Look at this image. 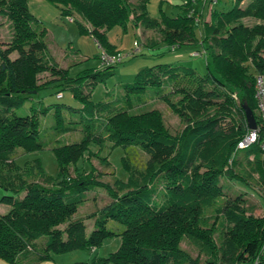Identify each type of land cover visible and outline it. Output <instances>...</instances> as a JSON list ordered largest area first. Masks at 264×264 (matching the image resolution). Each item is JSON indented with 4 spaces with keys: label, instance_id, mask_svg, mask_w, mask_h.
<instances>
[{
    "label": "trees",
    "instance_id": "1",
    "mask_svg": "<svg viewBox=\"0 0 264 264\" xmlns=\"http://www.w3.org/2000/svg\"><path fill=\"white\" fill-rule=\"evenodd\" d=\"M47 1L58 5L60 14L72 17L81 34L94 38L109 53L117 52L106 34L114 26L126 30L129 21L139 24L156 33L145 39L147 46L162 41L175 49L198 41L195 23L201 22L200 44L210 58L204 75L170 63L143 67L132 82L106 91L104 100L93 101L92 90L114 73L117 64L69 76L67 68L48 56L46 30L29 11L28 0H0V16L8 20L12 34L6 47L0 41V188L4 192L0 201L9 205L0 215V258L10 264L40 263L51 259V253L96 248L118 234L119 247L93 259V264H239L257 258V264H264V214L254 215V207L245 205L241 193L223 200L221 183L224 176L243 184L252 180L264 188L262 131L254 143L236 150L237 142L249 132L243 102L260 126L253 82L256 73L264 72V0H233L228 9L216 8L217 0L210 3L204 20L198 10L202 0H186L175 15L166 14L160 3L157 18L148 13L150 0ZM244 18L256 21L245 24ZM14 51L17 56L11 58ZM44 72L51 78L40 82ZM51 83L56 85L55 94L69 91L81 105L52 103L39 109L31 106L23 116L15 114L14 109L30 95L52 88ZM146 91L179 117L178 132L169 131L157 109L131 111L144 103L141 95ZM50 110L56 135L76 124L81 132L78 141L52 146L57 178L45 171L40 159L23 165L14 159L18 148L33 151L48 146L39 127L40 115ZM73 116L77 119L72 121ZM106 140L127 149L139 147L148 156L144 166H134L126 152L121 161L128 176L112 185L75 166L91 155L106 163L107 158L99 156ZM92 144L98 145L97 151L90 149ZM96 185L107 188L111 201L86 215L94 220L86 235L83 218L68 219ZM109 220L124 229L110 230ZM40 239L42 249L36 252ZM183 239L197 249L195 257L181 248Z\"/></svg>",
    "mask_w": 264,
    "mask_h": 264
},
{
    "label": "rangeland",
    "instance_id": "2",
    "mask_svg": "<svg viewBox=\"0 0 264 264\" xmlns=\"http://www.w3.org/2000/svg\"><path fill=\"white\" fill-rule=\"evenodd\" d=\"M136 3L137 0H131ZM186 0H150L148 4V13L151 17L157 18L159 16V6L168 15H175L181 11ZM233 5V0H219L215 7L228 9ZM210 3L199 2L198 10L202 14V20L208 18ZM28 9L35 15L45 28L46 33L44 41L47 45L48 56L52 61H55L60 67L68 69L69 76H74L77 73L89 69L102 67L100 61V53L102 48L97 41L89 35L81 34L78 31L75 22H69L65 16L60 14V7L47 0H28ZM242 21L245 24H252L256 20L253 18H244ZM201 22L195 23V33L197 42L184 43L176 45L172 49V45L159 41L155 46H147L144 42V37L148 38L156 33L144 29L141 25L132 24L131 21L127 23L126 30L121 26H114L107 31L108 41L114 45L117 52L125 55L124 61L115 65L113 74L104 82L98 83L90 95L93 101H100L106 99L105 92L116 90V88L123 83L132 82L135 74L143 67L152 66L159 63H170L173 65H184L195 69V71L204 75L207 73L206 62L209 59V54L204 51L200 44V27ZM11 29L8 20L0 16V41L3 46L9 44L11 39ZM147 36V37H146ZM138 41L139 48L133 44ZM199 50V55H193L194 51ZM17 53L11 52L10 57L14 58ZM264 56V54H262ZM49 73L44 72L40 75V82L50 80ZM52 88H43L38 93H33L29 96L19 108L14 109L15 114L23 116L30 112V107L39 109L52 103H62L72 107H79L81 103L75 99L69 91L63 90L61 96L58 97L53 91L56 90V85L51 83ZM53 92V93H52ZM144 103L138 104L131 110L133 113H140L149 109H157L161 112L163 121L171 133H176L182 128V123L179 117L171 111L168 104L163 100L155 97L150 92L142 93ZM177 96L174 97L176 99ZM52 108V107H51ZM52 110L45 115H40V138L46 141L48 146L42 149L33 151H23L21 148L17 149V155L14 157L16 164L23 165L26 161L40 159L45 171L52 177H58V168L56 158L52 151V146L62 145L64 143L78 141L81 137L78 124L75 128L56 135L52 129L55 123ZM64 113L67 114L66 111ZM69 116H67L68 119ZM77 119L73 116L70 120ZM72 126L73 124H68ZM92 151L98 150V145L92 144L90 146ZM127 154L131 156V162L137 168H142L148 158L139 147L123 148L121 146H113L110 141H105L99 152V156L107 158L106 163H103L98 156L91 155L88 159L86 156L76 163V167L81 171H93L96 180L112 185L115 179L125 180L128 176V171L124 169L121 161L122 155ZM239 155V154H238ZM237 155V156H238ZM70 167V176H74V167ZM221 183L224 186L223 200L233 199L240 194L245 200V205L253 206V214L260 216L264 214V188L255 184L250 180L246 184L235 179L221 178ZM111 201V195L108 193L105 186H94L93 189L86 193V200L78 206L77 210L70 216V219L83 218L85 223V233L88 235L93 228V218L86 217L87 214L97 211ZM209 213V211H208ZM86 217V218H85ZM67 220V221H68ZM65 224H62L64 226ZM107 227L110 230L119 233L124 229V226L114 220H109ZM215 235V239H216ZM120 244V235L113 234L107 237L103 243L96 248H75L66 252L51 253V259L35 264H73L74 262H85L86 264H93V259L98 257H105L110 252L115 251ZM180 246L187 251L191 256L195 257L198 252L187 239L181 241ZM41 239L36 244V252L41 251ZM264 251V245L262 247ZM0 264H10L9 262L0 258ZM239 264H254L250 261H241ZM262 264V263H258Z\"/></svg>",
    "mask_w": 264,
    "mask_h": 264
},
{
    "label": "built area",
    "instance_id": "3",
    "mask_svg": "<svg viewBox=\"0 0 264 264\" xmlns=\"http://www.w3.org/2000/svg\"><path fill=\"white\" fill-rule=\"evenodd\" d=\"M194 1V0H190ZM203 2H209L211 4L216 3L217 0H202ZM69 22H73L72 17H66ZM136 46V49L139 48L138 41H134L133 43ZM174 48V47H172ZM199 50L194 51L193 55H199ZM128 55V54H125ZM125 55L119 52L109 53L102 48L100 53V61L102 66L115 65L123 61ZM254 96L256 100V111L258 113L260 119V126L255 129H249V132L237 142L236 150L244 149L250 144L254 143L258 139L259 133L262 131L263 141L262 146H264V72L256 73L254 77ZM58 97L61 96V93L57 94ZM258 258L255 260L254 264H257Z\"/></svg>",
    "mask_w": 264,
    "mask_h": 264
},
{
    "label": "water",
    "instance_id": "4",
    "mask_svg": "<svg viewBox=\"0 0 264 264\" xmlns=\"http://www.w3.org/2000/svg\"><path fill=\"white\" fill-rule=\"evenodd\" d=\"M242 108L245 114L248 128L251 130L255 129L257 127V123L252 110L249 108L246 102L242 103Z\"/></svg>",
    "mask_w": 264,
    "mask_h": 264
},
{
    "label": "crops",
    "instance_id": "5",
    "mask_svg": "<svg viewBox=\"0 0 264 264\" xmlns=\"http://www.w3.org/2000/svg\"><path fill=\"white\" fill-rule=\"evenodd\" d=\"M145 39L146 38L144 37V41H145ZM3 193H4L3 190L0 188V197L3 195ZM8 209H9V205L0 201V215L6 213L8 211Z\"/></svg>",
    "mask_w": 264,
    "mask_h": 264
}]
</instances>
